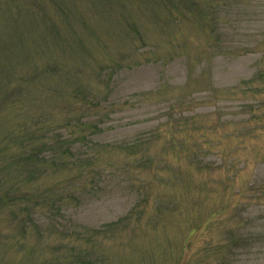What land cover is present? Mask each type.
I'll list each match as a JSON object with an SVG mask.
<instances>
[{"label": "rangeland", "instance_id": "1", "mask_svg": "<svg viewBox=\"0 0 264 264\" xmlns=\"http://www.w3.org/2000/svg\"><path fill=\"white\" fill-rule=\"evenodd\" d=\"M0 72L74 195L0 206V264H264V0H0Z\"/></svg>", "mask_w": 264, "mask_h": 264}, {"label": "trees", "instance_id": "2", "mask_svg": "<svg viewBox=\"0 0 264 264\" xmlns=\"http://www.w3.org/2000/svg\"><path fill=\"white\" fill-rule=\"evenodd\" d=\"M40 121L35 119L30 128L24 124L20 127L8 126L0 133V206H52L56 205V198H74L73 194L62 189H66L67 182L71 180L69 177L62 178L53 187L40 186L45 179L43 177L64 170L66 165H72L62 158L71 154L68 147L70 139L62 140L59 135L52 134L48 126H42ZM11 174L12 178L9 177ZM227 235V240L219 247L222 254L214 258V264H233L230 252L241 248V244L246 242L232 231H227ZM175 264L181 263L178 261Z\"/></svg>", "mask_w": 264, "mask_h": 264}]
</instances>
